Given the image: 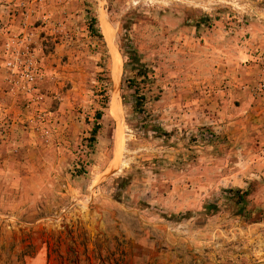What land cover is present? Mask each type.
Returning <instances> with one entry per match:
<instances>
[{
	"label": "rangeland",
	"instance_id": "rangeland-1",
	"mask_svg": "<svg viewBox=\"0 0 264 264\" xmlns=\"http://www.w3.org/2000/svg\"><path fill=\"white\" fill-rule=\"evenodd\" d=\"M0 4L27 26L17 56L0 34V264L263 260L264 116L235 120L264 0Z\"/></svg>",
	"mask_w": 264,
	"mask_h": 264
},
{
	"label": "crops",
	"instance_id": "crops-1",
	"mask_svg": "<svg viewBox=\"0 0 264 264\" xmlns=\"http://www.w3.org/2000/svg\"><path fill=\"white\" fill-rule=\"evenodd\" d=\"M248 9L250 8L248 7ZM254 10L255 11L253 12V10L250 9V12H249V14L251 15L250 24L247 26V29H246V31L249 32V35H248V38L244 40V43L249 44L250 47H252V49L250 50L248 54L249 63H251L250 53L253 50V48H255L257 45L264 44V21L260 18L264 16V11H262L259 8H255ZM11 11H12L11 5L8 4L4 6L0 4V34L3 30H6L7 32L9 30L10 37L12 36L10 38L12 41V49L18 52L22 44L24 43L23 42L24 35L21 34V35H18V37L17 36L14 37V34L17 33V31L21 32L24 30L23 32H25V29H26L25 27L27 26L25 23L24 28L21 27V20L23 19L21 13H15ZM253 15H259V17L256 18V17H253ZM6 34L7 33H3L2 38L3 36L6 37ZM250 79L252 80L253 78L251 77L248 78V81ZM245 80L247 81V78ZM244 95L248 97L247 99H244L242 97L240 98L242 101L240 110L243 112L242 116L244 117L237 118L235 122L241 121L243 118V120L245 121V127L253 128L254 124L261 121V117L264 116V103H262L264 102V96L263 98H261L262 101L259 102V103H262L263 106H252L256 100L255 99L253 100L250 95L247 96V93H245ZM257 107L259 108V110L255 111L257 110ZM256 112L258 113V115L261 114V116L259 115L260 117L259 116L255 117L257 115ZM262 251L264 252V249H262ZM256 264H264V257L262 261L256 262Z\"/></svg>",
	"mask_w": 264,
	"mask_h": 264
},
{
	"label": "built area",
	"instance_id": "built-area-1",
	"mask_svg": "<svg viewBox=\"0 0 264 264\" xmlns=\"http://www.w3.org/2000/svg\"><path fill=\"white\" fill-rule=\"evenodd\" d=\"M17 53L18 52H16V56ZM250 54V61L257 68L255 93L264 96V44L257 45L253 48ZM13 63L14 62H9V65H12ZM21 76L28 81H32L34 79V72L27 68L21 71Z\"/></svg>",
	"mask_w": 264,
	"mask_h": 264
},
{
	"label": "trees",
	"instance_id": "trees-1",
	"mask_svg": "<svg viewBox=\"0 0 264 264\" xmlns=\"http://www.w3.org/2000/svg\"><path fill=\"white\" fill-rule=\"evenodd\" d=\"M92 23H93V21L90 22V28L93 27ZM128 58H130V62H132V64L133 63H138V58H137L135 52H130L129 55H128ZM100 116H101V113L97 112L96 113V119L100 118ZM99 127H100V124L95 122V124L93 125V127H92V129L90 131V136H89V139H88L90 141V144H92L96 140L97 131H98ZM237 194H238V196H237L238 200L237 201H238V203H241V207L243 208L245 206V204H246L245 196L247 195V191H241L240 192V190H237ZM210 208L216 209V206L214 204H206V205H204V210L205 211H208ZM257 210L259 212L262 211V209L259 206H256L254 210L248 211L247 212L248 214L246 213L247 214V218L253 217L254 212L257 211Z\"/></svg>",
	"mask_w": 264,
	"mask_h": 264
}]
</instances>
